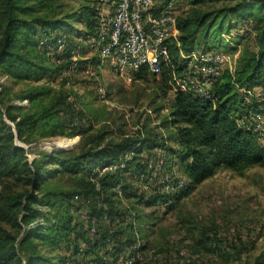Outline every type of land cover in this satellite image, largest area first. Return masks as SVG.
Listing matches in <instances>:
<instances>
[{
  "label": "trees",
  "instance_id": "1",
  "mask_svg": "<svg viewBox=\"0 0 264 264\" xmlns=\"http://www.w3.org/2000/svg\"><path fill=\"white\" fill-rule=\"evenodd\" d=\"M62 1L0 0V77L8 84L0 85V264H73L72 257L61 251L66 247L65 252L73 250L74 254L77 240L87 241L91 227L94 247H112L105 256L132 258L139 253L132 264H143L141 255L155 246L141 234L145 229L140 224L142 208L161 203L169 212L219 170L242 175L254 168L264 169V146L255 132L240 127L235 119L241 107L235 86L264 87V0H153L154 12L170 5V10L177 12L181 52L193 51L199 42L208 51L217 50L215 45L207 46L208 41L232 29L231 23L224 29L221 25L233 19L253 23L255 49L249 50L244 43L234 74L225 71L214 82L213 102L178 92L159 125L150 128L142 124L128 137L124 136V124L117 128L99 124L98 117L69 87L71 76H63L75 53L81 58L86 50L79 48L76 40L85 43L98 24L93 8L64 11ZM77 24L83 25L84 31L75 28ZM59 41L64 45L60 54ZM83 64L78 61L80 69ZM185 68L179 49L168 44L160 75L141 69L133 76L143 86L155 87L156 98L166 99L169 85ZM20 84L27 87L13 92ZM69 95L74 100L69 101ZM12 100L27 101L28 106L12 105ZM163 107L153 111L158 113ZM74 115L85 123L73 125ZM74 135L79 136L75 148L42 154L30 164L24 150L16 146V141L31 144ZM155 149L166 153L165 173L172 177L176 173L186 183L174 194L146 199L130 178L146 170L141 154L149 155ZM60 176L72 185L62 188L57 182L61 188L53 187ZM74 198L83 202L90 215L80 230L71 215ZM215 236L202 230L188 248L193 255L208 258L206 264H264V250L254 254L253 243L237 240L224 245ZM168 253L163 249L155 254ZM165 264L177 263L169 259Z\"/></svg>",
  "mask_w": 264,
  "mask_h": 264
},
{
  "label": "rangeland",
  "instance_id": "2",
  "mask_svg": "<svg viewBox=\"0 0 264 264\" xmlns=\"http://www.w3.org/2000/svg\"><path fill=\"white\" fill-rule=\"evenodd\" d=\"M62 2L64 3V11H78L81 6H89L94 10L97 8V23L100 20L99 14L106 8L103 0H84V2L83 0H63ZM179 5V8H184L182 1H180ZM233 20L225 21L221 25L222 29H224L231 23L234 26L232 29L227 32H221L220 35L216 36L215 40L208 41L209 44L207 46L215 45L217 50L208 51L205 49V44L203 45L199 42L193 51L204 53L223 52L229 57L231 64L237 65L239 53L243 50V46L246 45L244 44L245 42L248 44L249 50L255 49V34L252 30V22L244 23ZM75 28L84 31V27L81 24H77ZM96 30H98V27ZM88 40L85 43H81L82 39L76 40L80 45L79 48L85 47L86 50H84V55H81V58L78 57L77 53L71 58V62L75 59L72 63L73 65L77 64V70H65L63 73L64 77L71 76L69 87L78 96L81 103L87 106L94 113V116L98 117L99 124L109 123L115 128L124 124L122 128L125 132V137L133 136L142 124L150 128L159 125L161 119L167 113L170 100L174 97L173 94L169 92L166 99L156 98V88L143 86L135 81L134 73L132 72L120 75L103 69L101 73H97L95 67L90 64V61H95L97 55L95 49L89 47ZM59 43L61 42L59 41L57 44V52L60 54L64 49V45L62 43L59 45ZM59 46H62V48H59ZM48 55L50 58H54L52 52L50 53L49 51ZM80 60L84 61L81 69L78 65ZM84 68L85 73L83 72ZM88 68L94 71V76L86 74ZM216 81L214 79L212 83L214 84ZM3 84L6 85L7 81L5 78L0 77V85ZM26 87V85L20 84L13 88V92L23 90ZM212 87L213 85L208 90L204 87L203 91H207L208 95L212 96ZM254 88H259V86ZM120 89L122 91L116 95V91ZM235 91L241 101L240 113L235 118L236 123L242 128L247 126V130L254 129L253 127L258 125L256 127L259 131L258 140L264 146V99L258 102L251 100L250 104H244V102L246 103V98L242 95V87L235 86ZM193 95L199 97L198 95ZM204 95L207 94H201L200 98L205 99ZM68 100H74V96L69 95ZM151 101H154V103L151 104ZM11 104L22 107L28 106L27 101L22 102L19 100H12ZM161 106L164 107L158 113L153 111L154 108ZM73 107L76 110L80 108L78 105L77 108L76 105H73ZM91 116L93 119L94 116L92 114ZM147 118L149 119L148 122L146 121ZM72 120L73 125L85 123L76 115H74ZM5 122L7 126L13 128L12 123ZM92 124L96 127L94 122ZM153 131V133L157 132L156 130ZM160 132L164 136V130L161 129ZM140 136L144 137V135ZM78 141L79 136L74 135L73 137L63 136L39 140L31 144H22L16 141V146L24 150V157L30 164L33 160H40L42 154L49 155L56 150H71L76 147ZM141 157L146 160V170L138 176L132 175L130 179L138 186L140 193L145 194L146 199L174 194V192L170 193L162 189V181L167 178L170 186H172L174 179L182 180V184L185 185L186 181L180 175L175 173L173 174L174 177H172L170 174L165 173L164 160L167 156L163 149H155L149 155L141 154ZM126 158H131V155H127ZM146 173L152 179L148 181L147 177L144 186L139 180V176H144ZM154 174L156 176H152ZM55 181L53 187L57 188H67L72 185L67 177L60 176ZM57 182L58 186L61 187L56 185ZM116 191L120 193L121 188L118 187ZM78 200L80 199L74 198L72 200V205L75 207H72L71 215H73V224L76 225L77 230H80L81 226L87 221L86 217L84 218L87 208H84L82 206L83 202ZM139 216L141 217L140 224L145 227L143 233H141L145 236L144 241H150L155 246V248H151L150 251L141 255L140 261L143 264H165V260L169 259L177 264H189L188 261L196 262V264H206L209 260L208 258H203L196 254L193 255L188 248L196 238H199V232L202 230H208L211 237H214L215 233V238L224 245L237 240L251 242L255 248L254 254H257L259 251L264 250V169L254 168L244 172L242 175L228 170H219L212 178L191 191L190 195L173 210L165 212L164 205L160 203L153 208H142ZM39 222L42 221L40 220ZM87 239V241L77 240L78 242L75 244L77 248L74 254L73 250L68 253L65 252L66 247L61 251V254L70 255L72 260H74L73 264H102V261L104 263L110 262V264H128V262L131 261L132 263L140 257L139 253L132 258H127L128 255L124 256V254H121L116 259H112L108 255L105 256L106 252L109 254L112 252L110 245L105 248L94 247L93 238L88 237ZM163 249H167L170 253L155 254ZM177 251L179 253L178 257H176L178 255ZM190 255L194 257L192 258Z\"/></svg>",
  "mask_w": 264,
  "mask_h": 264
},
{
  "label": "built area",
  "instance_id": "3",
  "mask_svg": "<svg viewBox=\"0 0 264 264\" xmlns=\"http://www.w3.org/2000/svg\"><path fill=\"white\" fill-rule=\"evenodd\" d=\"M103 3L106 8L99 14L98 30L88 40L89 47L94 48L97 55L95 61H90L97 73L105 69L121 75L145 69L150 75L158 76L168 57V44H174L179 49L186 68L185 73L169 85L171 94L183 92L201 97V94L205 93L207 94L204 95L205 99L213 102V97L208 95L207 91H203L204 87L208 90L213 85L212 81L220 78L225 71L234 74L237 65L231 64L229 57L223 52L180 51L179 34L176 29L177 14L170 10V6L156 13L153 11V0H103ZM95 13L98 14L97 8ZM74 61L75 59L72 60ZM72 62L68 71L77 70V64L73 65ZM83 72L85 73V68ZM93 72L90 68L86 70V74L90 76H94ZM242 90V95L246 98L244 104H250L251 100L258 102L264 99V87L253 89L242 87ZM256 127L258 125L249 131L255 132L258 136L259 131ZM243 128L248 129L247 126ZM147 177L148 173L139 176L144 186ZM149 179H152L151 176L147 180ZM168 182V178L162 181V189L170 193H176L185 186L182 180L178 179H174L172 186ZM85 217L86 222H89L90 215L87 212ZM93 234L94 228L91 227L89 236L92 237Z\"/></svg>",
  "mask_w": 264,
  "mask_h": 264
}]
</instances>
